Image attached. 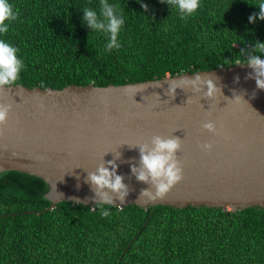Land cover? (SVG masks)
<instances>
[{"label":"trees","instance_id":"obj_1","mask_svg":"<svg viewBox=\"0 0 264 264\" xmlns=\"http://www.w3.org/2000/svg\"><path fill=\"white\" fill-rule=\"evenodd\" d=\"M108 2L124 18L121 47L111 51L108 36L82 22L83 9L99 12L100 0H9L19 15L0 39L25 65L15 84L159 79L243 63L251 44L264 42V20L248 19L261 0H200L187 20L161 0ZM48 189L36 175L0 173V264H264V207L104 205L111 215L102 217L96 205L49 209Z\"/></svg>","mask_w":264,"mask_h":264},{"label":"water","instance_id":"obj_2","mask_svg":"<svg viewBox=\"0 0 264 264\" xmlns=\"http://www.w3.org/2000/svg\"><path fill=\"white\" fill-rule=\"evenodd\" d=\"M252 71L233 64L124 84L5 86L0 103L12 107L0 125V173L43 178L49 209L77 200L95 206L86 177L112 159L129 188L123 204L116 200L114 206L264 207V89L248 77ZM196 74L215 80L221 93L204 98L186 86L168 94L170 79ZM209 121L215 132L203 127ZM155 135L181 139L176 155L183 178L163 199L144 202L140 192L151 186L136 179L131 165H139L138 146L151 147ZM205 143L210 151L200 147Z\"/></svg>","mask_w":264,"mask_h":264},{"label":"clouds","instance_id":"obj_3","mask_svg":"<svg viewBox=\"0 0 264 264\" xmlns=\"http://www.w3.org/2000/svg\"><path fill=\"white\" fill-rule=\"evenodd\" d=\"M161 2L176 8L181 20H187L201 7L200 0H161ZM255 6L259 8V12L249 16L250 23H255L257 17L264 20V0ZM141 7L147 12V4L142 3ZM18 15L19 10H14L9 0H0V34H6L9 30L6 21L16 20ZM82 22L90 30L108 36L106 51L121 47L118 36L124 25V18L119 5L110 4L108 0H100L99 12L89 7L83 9ZM250 49L245 62L237 61L236 64H247L253 70L248 74V77L255 79L257 88L264 89V59L259 55L264 54V42L257 40L251 44ZM245 50L242 48L241 54H244ZM18 52L17 47L0 39V94L6 92L5 86L14 85L17 82L21 70L25 67L23 60L17 55ZM180 77V79H170L168 94L173 97L176 95L177 88L186 86H190L194 93H202L204 98H213L221 93V88L211 77H205L201 74H196L194 78L183 75ZM186 102L191 103L192 101L188 98ZM11 107V104L0 103V125L7 123ZM203 127L210 132L216 131L215 124L211 121L206 122ZM151 145L150 147L148 143L140 144L138 146L139 165H131V171L136 179L151 186L142 189L140 192L138 200L144 202L163 199L170 189L183 178L181 162L176 155L181 148V139L175 136L165 138L155 135L151 138ZM200 147L210 151L213 146L211 143H205ZM117 168L115 159L108 160L100 163L96 171L88 172L86 177V182L90 184L94 192L92 199L95 200V205L100 209L102 217L111 215L104 205H113L116 200L123 204L129 194V188L124 183V177L117 174ZM152 188L155 189L154 192ZM76 202L81 203L79 200Z\"/></svg>","mask_w":264,"mask_h":264}]
</instances>
